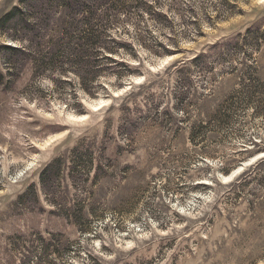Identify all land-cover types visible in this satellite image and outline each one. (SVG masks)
<instances>
[{
    "label": "rangeland",
    "instance_id": "1",
    "mask_svg": "<svg viewBox=\"0 0 264 264\" xmlns=\"http://www.w3.org/2000/svg\"><path fill=\"white\" fill-rule=\"evenodd\" d=\"M111 1L92 81L0 47V264H264V0Z\"/></svg>",
    "mask_w": 264,
    "mask_h": 264
},
{
    "label": "trees",
    "instance_id": "2",
    "mask_svg": "<svg viewBox=\"0 0 264 264\" xmlns=\"http://www.w3.org/2000/svg\"><path fill=\"white\" fill-rule=\"evenodd\" d=\"M126 10L124 3L111 0H19L18 5L13 6L0 18L1 34L15 43L0 45V47L11 59L15 58L16 61L21 62L30 59L41 51L40 46L44 35L42 32L48 29L51 23L58 21L61 38L49 47L50 56H45V68L67 66L76 72L77 68L88 66L87 73L91 74L92 81L95 74L90 72L95 71V57L101 55V58L106 61H114L108 55L110 49L106 47L107 45H102L100 38L102 36L106 41L111 40L116 45V41L111 39V31L116 26V15ZM257 30L258 28L249 30L247 33L252 35ZM248 37L244 36L242 41ZM239 43L235 42V44ZM55 54H59L60 59L55 60ZM37 60L39 68H43L40 65V59L37 58ZM5 66L8 75L0 69V84L4 82L5 77L11 75L8 62ZM80 80L84 85L82 76ZM240 86L236 99L242 97L250 101L256 96L255 94L262 92L264 83L258 82V85L250 89L244 83V79H241ZM256 113L264 115V110L256 109ZM41 239L43 242L44 238L41 237Z\"/></svg>",
    "mask_w": 264,
    "mask_h": 264
}]
</instances>
